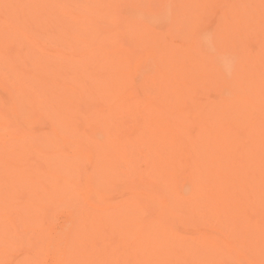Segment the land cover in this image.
<instances>
[{
    "label": "bare ground",
    "instance_id": "bare-ground-1",
    "mask_svg": "<svg viewBox=\"0 0 264 264\" xmlns=\"http://www.w3.org/2000/svg\"><path fill=\"white\" fill-rule=\"evenodd\" d=\"M68 13L0 0V264H264V0Z\"/></svg>",
    "mask_w": 264,
    "mask_h": 264
},
{
    "label": "rangeland",
    "instance_id": "rangeland-1",
    "mask_svg": "<svg viewBox=\"0 0 264 264\" xmlns=\"http://www.w3.org/2000/svg\"><path fill=\"white\" fill-rule=\"evenodd\" d=\"M138 0H115L112 2H107V0H63V2L67 5L69 13L66 16L72 15L74 18L77 19H87L88 16L90 18L95 17L97 15H100V17H122V15H126L124 13V10H126L132 3L137 2ZM146 3V0H145ZM108 4V9H106V5ZM151 4L154 5V1H151ZM152 5V7H153ZM87 12L91 13L88 14ZM95 13V14H94ZM106 14V15H103ZM67 19V18H66ZM45 43H47V40H44ZM125 46H127L125 44ZM48 47V45H47ZM138 46L133 44V42H128V48L134 49L137 51ZM147 50V47H146ZM161 68L154 67V70H159ZM136 71V69H135ZM154 83L157 81V79L160 78L159 72H154L153 74ZM128 132V131H127ZM57 220L59 222H57ZM56 220L54 226L58 229L60 226L63 225L65 218L63 216L59 217Z\"/></svg>",
    "mask_w": 264,
    "mask_h": 264
}]
</instances>
